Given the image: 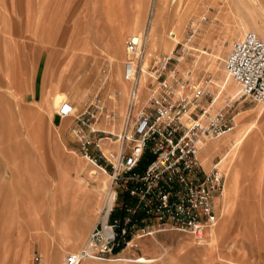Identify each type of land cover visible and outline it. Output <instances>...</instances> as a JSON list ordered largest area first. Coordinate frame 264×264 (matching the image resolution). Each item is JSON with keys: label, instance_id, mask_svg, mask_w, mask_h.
<instances>
[{"label": "rangeland", "instance_id": "obj_1", "mask_svg": "<svg viewBox=\"0 0 264 264\" xmlns=\"http://www.w3.org/2000/svg\"><path fill=\"white\" fill-rule=\"evenodd\" d=\"M137 2L142 3L139 10L135 8ZM158 4L159 0H5L6 9L10 5L14 6L16 19L8 22L7 27L22 31L32 28L37 31L38 36L32 40L21 38L24 43L22 84L27 77L21 97L23 117L4 119L0 116V264H62L67 253L75 252L83 245L87 234L99 220V209L103 207L105 196L101 192V186L106 185L111 191L109 178L98 167L88 164V159L81 155L78 143L70 132L74 125L73 117L59 118L53 112L50 101L55 93L64 92L67 102L80 111L84 102L97 95L108 110L116 111L118 119L114 124L105 121L104 126L99 123L96 126L106 131H111L112 128V132L119 129L121 108L123 104L125 108L126 98L114 95L119 92V88L115 83L110 57L115 63H125V40L128 37L138 39L136 33L126 36L128 28L136 17L142 24V29L143 25L147 28L152 11L155 17ZM39 5L36 22L28 21L33 14H37L35 10ZM256 7L258 6L254 0H164L154 30V42L148 41L142 46L143 66L148 62L149 56L169 53L173 49V39L182 41L189 21H193L197 24L198 31L190 44H187L192 57L191 67L200 76L211 75L210 89L215 96L214 105L221 107L226 98L224 92L218 93L215 86L216 72L219 71L217 68L224 70L222 60L232 41L241 38L246 31L255 32L257 24L253 18L259 13L261 16H258L264 18ZM188 8L190 9L186 10ZM236 9H239L238 13H235ZM253 10L257 11L256 16L251 13ZM203 16L204 19L201 20ZM25 18L27 21H24ZM65 18L69 21H64ZM239 19L243 20L247 30L238 36L236 30ZM174 23L182 24L180 36L171 34ZM78 29L86 37L82 62L66 52L68 41H72L67 37V31L71 33ZM40 30H44V34L40 35ZM71 45L74 48L77 40L73 39ZM151 46L155 49L152 50ZM118 53L123 55L121 59L116 58ZM214 55H218L216 60L219 67L216 70L212 67L208 71L210 62L215 59ZM189 57L186 60L188 63ZM187 62L183 63L186 67ZM104 80L106 81L103 82ZM229 82L238 92L237 85L230 79ZM54 84L55 92L54 87L51 90ZM71 87L84 96L79 104H76ZM46 90L44 102L31 104L42 100ZM231 110L235 113V120L232 130L227 134L255 122L257 114L264 111V106L248 99H239ZM2 113L0 109V115ZM13 114L11 107H8L7 115ZM245 114L250 117L239 126L236 117ZM261 121L262 116L256 122L249 147L250 153H254L256 157L242 162L243 168L239 171V204L232 219L228 220L224 236L219 233L224 220L222 202L220 198L216 202L219 217L214 227L216 240L212 249L207 247L211 243L210 232L205 242L197 245L185 234L167 231L156 233L153 237L134 238L135 245L124 249L119 257H143L155 261L151 264H264V121ZM214 140H210L206 147ZM221 153L224 155L225 152ZM220 154L213 156L204 168L207 169L211 161L220 160L223 156ZM151 159L152 155L145 152L136 171L141 172ZM91 168L98 170L96 179L88 175ZM221 168L227 175L226 167ZM64 174L69 176L72 187L67 194L61 196ZM260 174L262 179L259 184L257 180ZM76 178L85 183L84 188H75ZM74 188L81 192L74 193ZM94 188H98L101 194L90 211L93 210L94 217L99 212V216L93 225L91 223V226H87L84 195L92 194ZM116 198L118 205L126 201H122L119 193ZM31 211H34L33 217L25 220V216ZM123 215L124 212L119 211L112 217ZM69 218L76 219L78 223L75 227L84 231L81 240L73 247L65 245L58 231L61 224ZM52 219L54 224L51 223ZM69 236L73 239L74 231ZM46 251L48 257L44 255Z\"/></svg>", "mask_w": 264, "mask_h": 264}, {"label": "built area", "instance_id": "obj_2", "mask_svg": "<svg viewBox=\"0 0 264 264\" xmlns=\"http://www.w3.org/2000/svg\"><path fill=\"white\" fill-rule=\"evenodd\" d=\"M197 31V24L189 21L182 41L169 53L149 56L144 66L143 44L136 37L125 40L124 59L132 72L119 129L96 126L101 120L118 119L97 95L80 111H71L72 105L62 102L55 112L59 118L73 117L70 132L81 155L108 176L113 192L111 204L103 203L83 245L67 253L62 264L107 261L133 247L135 243L129 242L134 238L159 232H179L199 243L216 224L215 198L222 191L224 173L219 160L205 169L198 153L205 143L232 129L236 101L264 105V36L246 31L230 44L222 65L238 93L217 108L211 75L200 76L191 67L187 44ZM114 95L118 97V92ZM145 152L152 159L137 172ZM118 193L125 203L116 204ZM119 211L124 215L112 217Z\"/></svg>", "mask_w": 264, "mask_h": 264}, {"label": "bare ground", "instance_id": "obj_3", "mask_svg": "<svg viewBox=\"0 0 264 264\" xmlns=\"http://www.w3.org/2000/svg\"><path fill=\"white\" fill-rule=\"evenodd\" d=\"M163 1L164 0H159V4H158L157 11L155 13V17H153V11H152V14H151L149 21H148V27L147 28H145L143 25V29H142V27H141L142 24L139 23V21L136 17L134 20V23L128 28V32H127L128 34H126V36L136 33V34H138L137 40L139 41V43L145 44L148 41L154 42V30H155V26L158 22L159 11L161 10V3ZM254 1H256V5L258 6V7H256L257 11L261 12V14L264 15V6H263L264 0H254ZM141 4L142 3L137 2V5H135L136 10H139V8L141 7L140 6ZM154 6H155V4H154ZM154 6H153V10L155 8ZM189 9L190 8H188L186 10H189ZM238 10L236 9L235 13H238ZM257 11L253 10L251 13L256 16ZM147 12H148V9H147ZM147 12H146V14H147ZM258 15H260V13ZM258 15H257V17L253 18L254 19L253 21H255L257 24V27L254 30L255 31L254 33L255 34L257 33L256 35H258V36L262 35V37H263V35H264V18L263 17L260 18L261 15L260 16H258ZM183 16L184 15L182 14V17ZM257 18H259L258 21H256ZM181 25L182 24H180V23H174L171 26V34H173L175 37L177 35H179L180 30L182 28ZM237 26H238V28L236 30V35H238V36L247 30V26L245 25V23L243 22L242 19H239ZM232 34H233V32H232ZM170 37H172V36H170ZM178 41H179L178 38L173 39V44H171V49L175 46L176 43H178ZM153 46H154V43H153ZM153 46H151L152 50L155 49ZM114 55H115V53H114ZM122 56L123 55L121 53H118L116 58L120 57V59H121ZM214 57H215V59H213L209 64L208 71H211L212 67H213V69L215 68L214 70H216V68L219 67L218 60H216V59H218V55H214ZM110 58H111V62L113 63L112 65L114 66V69L112 66V70L114 72L115 83H116V85H118V88H119L118 89L119 90L118 95H121L124 99L127 96V88H128V84H129L127 81V78L130 77V75H131L132 67H130L129 64L124 63V62L122 64L115 63L112 56ZM217 69L219 70L218 72H216L217 74H216V83H215L216 85L215 86L217 87V90H218L217 92L218 93L224 92V98H226L229 101H233L237 97L238 92H237L236 88H234L231 85V82H229V78L226 76L225 71L220 70V68H217ZM141 83H142V81L140 80L139 86L142 85ZM71 92H72V95H74L75 101L77 102L76 104H79L84 96L82 95L81 92L77 93L78 91L74 87H71ZM62 102L68 103L67 102V96L64 92L55 93L52 96L50 104H51V108H52L53 112H56L58 110V107L61 105ZM214 104H215V100H214ZM262 106H264V105H262ZM73 110H76L75 107L71 108V111H73ZM123 112H124V104H123V107L121 108V114H123ZM263 112L262 113L259 112V114H257L258 119L261 117ZM246 116H248V115L245 114L244 116L238 117V121H236V122L241 123L240 125H242L244 123V121H246L248 119ZM234 120H235V116L233 118V126H234ZM116 121L117 120H115L111 124L116 123ZM99 124L101 126H104L105 120H101L99 122ZM256 126H257V123L253 122V123L249 124L247 127L240 128L236 131L234 130L235 132H232L230 134H227V132H226V133L222 134L220 137L215 138V140L210 142L207 147H206V144L209 141L207 143H205L203 148L201 149V151L198 153V158L200 160V163L202 164V166L203 165L206 166L207 162L213 156H215L218 153L220 154L221 152H225L224 155L221 153L223 156L219 160V166L226 167L227 175L225 174V171L220 167L224 173V181H223V187H222V191H221L220 195L215 198V205H216V202L219 198H220V201L222 202V213H223L224 220L222 221V224H221L220 229H219V231H220L219 233L221 236H224V234L227 232L228 220L230 218L232 219V217L235 214V211L237 210L238 204H239V199H240L239 189H240V181H241L239 171L242 170V168H243L242 162L247 158L254 159V157H256L255 154L250 153V150H249V147H251L250 145H251V142L253 140L251 136H253L252 134H253V131H254ZM238 128H239V126H238ZM111 131H112V128H111ZM27 138H29V137H27ZM201 160H202V162H201ZM11 163L12 162H10V165H12ZM88 164H90L91 166H96V165L92 164L89 160H88ZM88 164H87V166H88ZM97 172H98V170L95 171L94 169L91 168L88 171V175L94 176L96 179L97 178L96 176L98 175ZM99 178H98V180H99ZM95 179H93V180H95ZM261 179H262V174L259 175L258 180H257V181H259V184L261 182ZM69 181H70L69 176L67 174H64L63 175V181H62V183H63L62 192L63 193H61V196L65 195V193L67 194L70 191L72 186L70 187ZM75 182H76L75 188H76V186H78L79 190H80V186L82 188H84L83 184H85V183H83L82 180L76 178ZM75 188L73 189L74 193H77V192L80 193L81 192L79 190H75ZM256 188H257V186L255 187V189ZM101 192L105 193L104 194L105 195L104 196V202H106L107 205L111 204V201L113 198V192L110 191L106 185L101 186ZM101 192L98 191V188H96L92 192V194L84 195V204H85L84 213H86L85 214V216H86L85 220H86L87 226H89V225L91 226V223L93 225V223L97 220V218L99 216L100 209H99V212L96 214L97 217L96 216L94 217L93 216V210L90 211V207L96 203V198L98 197V195L101 194ZM32 205H33V203H32ZM16 213H17V211H16ZM33 215H34V211H31V213H27V216H25L24 219L29 220L30 216L33 217ZM51 223L54 224L55 221L52 219ZM77 223L78 222L76 219L69 218L66 221H64V223L61 224L60 229H58V231L60 232L61 239L64 241L65 245H67L69 247H73L78 241H80L81 236L84 233V231L79 229L78 226L75 227L77 225ZM215 226H216V224L214 225V227ZM214 227H212L209 231H207L204 238L199 243H196V244L197 245L203 244L205 242V240L207 239V236L210 232V234H211V236H210L211 241L210 242L211 243L207 247L212 249L213 244L215 243V240H216V237H215L216 231L214 230ZM73 231H74V238L71 239L69 235H71V233ZM133 241L134 240L130 241L129 245L133 244ZM17 251H16V253H17ZM44 255L48 257V255H49L48 251L44 252ZM154 262L155 261L152 259L149 260V259H146L143 257L127 258V257H119V255H118L115 258H112V259L107 260V261L99 262L97 264H102V263H108V264H151Z\"/></svg>", "mask_w": 264, "mask_h": 264}, {"label": "crops", "instance_id": "obj_4", "mask_svg": "<svg viewBox=\"0 0 264 264\" xmlns=\"http://www.w3.org/2000/svg\"><path fill=\"white\" fill-rule=\"evenodd\" d=\"M14 6L10 5L8 9L5 7V0H0V71H1V83L0 85V109L3 111L2 117L4 119H7L9 117L14 118H21L23 117V103L21 102L22 97V91L25 89V83H27V77L26 82L24 84L21 83V76H22V40L21 38H29L32 40L33 37L38 36V33L36 30H33L30 28L29 30H15L14 28H8L7 23L15 19V13L14 12ZM39 7H37V14H33V17L31 16L28 21L32 22L38 19L39 16ZM69 19H64L66 21ZM24 21H27V18L24 19ZM77 21H80L78 19ZM37 25V24H36ZM8 28V29H7ZM38 29V28H37ZM69 32V33H68ZM67 37L72 39V41H68L67 46V53L71 54V56H76L78 61L82 62L83 55L86 50V37L83 31L78 29V31H73L70 33V31H67ZM40 35L44 34V30H40ZM65 34V33H64ZM50 36V35H49ZM48 36V39H49ZM65 36V35H64ZM73 39L77 40V45L73 48L72 43ZM72 42V43H71ZM70 59V58H69ZM29 84V83H28ZM21 85H23L21 87ZM29 87V85H28ZM27 87V88H28ZM54 87L53 91L55 92V84L51 87ZM47 97V90L43 93L42 100H40L37 103H31L38 105L39 103L44 102V100ZM231 102V101H230ZM18 106V108H17ZM8 107H11V113H14L13 115L8 116ZM248 119L250 117L249 114H246ZM262 121H264V112L261 115ZM239 115L236 117L238 118ZM261 118V117H260ZM259 119L258 117L255 118V122H257ZM241 123H239L240 126ZM261 127V124H260ZM263 133V130H260ZM204 166V165H203Z\"/></svg>", "mask_w": 264, "mask_h": 264}]
</instances>
